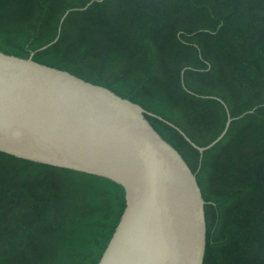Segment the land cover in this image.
<instances>
[{"label": "trees", "instance_id": "trees-1", "mask_svg": "<svg viewBox=\"0 0 264 264\" xmlns=\"http://www.w3.org/2000/svg\"><path fill=\"white\" fill-rule=\"evenodd\" d=\"M0 52L142 106L197 177L204 264H264V0H0ZM229 114L203 155L174 127L206 147ZM125 208L109 179L0 152V264H99Z\"/></svg>", "mask_w": 264, "mask_h": 264}, {"label": "water", "instance_id": "water-1", "mask_svg": "<svg viewBox=\"0 0 264 264\" xmlns=\"http://www.w3.org/2000/svg\"><path fill=\"white\" fill-rule=\"evenodd\" d=\"M33 57L0 52V152L123 187L126 208L99 264H204L206 202L197 177L148 112ZM232 121L229 114L222 134L206 147L173 126L203 155Z\"/></svg>", "mask_w": 264, "mask_h": 264}]
</instances>
